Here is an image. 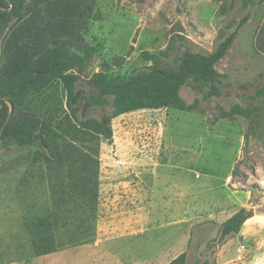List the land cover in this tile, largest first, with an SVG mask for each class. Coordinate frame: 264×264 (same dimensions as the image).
<instances>
[{
    "label": "rangeland",
    "instance_id": "obj_1",
    "mask_svg": "<svg viewBox=\"0 0 264 264\" xmlns=\"http://www.w3.org/2000/svg\"><path fill=\"white\" fill-rule=\"evenodd\" d=\"M96 8L101 16L91 23L86 39L98 53L88 76L109 62L112 74L129 77L153 64L150 55L164 67L178 70L177 59L185 51L212 53L239 27L234 44L216 65L222 74L218 94L206 98L209 86L192 77L181 94L189 104L197 101L195 109H144L123 118L124 147L148 155L151 151L155 157V147L163 146L177 150L185 162L189 156L183 171L198 189L203 208L187 231L190 240L185 238L177 250L169 242L163 247L151 242L148 248V243L134 241L129 255L121 257L124 262L102 263L89 246L95 242L98 223L91 219L96 228L84 237L89 242L20 259L31 247L33 223L45 215L54 218V178L45 165L33 163L36 147L22 149L15 141L0 140V264H148L149 260L170 264L183 253L184 261L177 264H264V0H97ZM8 30L4 26L0 31V70ZM115 58L122 63L114 64ZM87 86L84 81L78 84ZM52 101V111L66 108L62 88L53 93ZM31 104L37 110L44 107L41 99ZM235 108L251 111L254 129L243 115L228 114ZM112 111V105L95 107L88 116L101 118ZM115 140V135L112 140L101 139L100 183L102 176L110 175L117 157ZM129 171L138 177L137 167ZM244 207L254 215L240 233L221 240L222 223ZM66 220L67 226L60 223L52 230L62 238L77 230L76 218Z\"/></svg>",
    "mask_w": 264,
    "mask_h": 264
},
{
    "label": "trees",
    "instance_id": "obj_2",
    "mask_svg": "<svg viewBox=\"0 0 264 264\" xmlns=\"http://www.w3.org/2000/svg\"><path fill=\"white\" fill-rule=\"evenodd\" d=\"M96 5L97 0H0V31L9 27L2 44L0 140L15 141L22 149L36 147L33 163L45 165L54 178V218L45 215L33 223L31 247L20 259L89 242L84 237L96 228L90 220L96 223L100 202L101 139L112 140L113 118L143 109H195L197 101L189 104L181 94L192 77L209 86L206 98L218 94L222 74L216 65L239 32L238 27L228 34L212 53L185 51L177 59L178 70L164 67L157 56L150 55L153 64L129 77L112 74L109 62L88 76L98 53L97 46L86 39L91 23L101 16ZM113 63L121 64L122 59L115 58ZM81 81L88 86L79 88ZM60 88L66 108L52 111L53 93ZM38 99L44 104L39 110L31 104ZM107 105L113 107L111 114L88 116L92 108ZM236 113L254 129L250 110L235 108L228 114ZM253 215L246 207L235 212L222 223L220 239L240 233ZM67 216L76 218L77 230L62 238L52 230L60 223L67 226ZM181 259L185 253L170 264Z\"/></svg>",
    "mask_w": 264,
    "mask_h": 264
},
{
    "label": "crops",
    "instance_id": "obj_3",
    "mask_svg": "<svg viewBox=\"0 0 264 264\" xmlns=\"http://www.w3.org/2000/svg\"><path fill=\"white\" fill-rule=\"evenodd\" d=\"M128 114L112 120L117 157L112 161L110 175L102 176L97 236L89 245L102 263L124 262L121 257L129 255L130 243L134 241L146 242L148 248L151 242H159L161 247L169 242L176 250L180 249L185 238L190 240L187 231L196 221L198 210L203 208L198 189H194L183 171L189 156L185 162L177 150L157 146L154 157L151 151L149 155L135 153L134 147L120 144L126 141L123 118ZM132 166L138 168L136 178L130 174ZM160 168L167 169L160 171ZM145 255L149 256L150 252L146 251ZM147 263L153 264L150 260Z\"/></svg>",
    "mask_w": 264,
    "mask_h": 264
}]
</instances>
